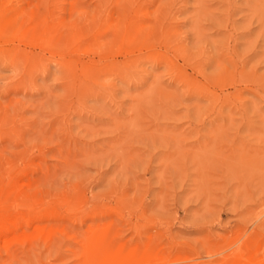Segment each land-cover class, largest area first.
<instances>
[{
    "label": "rangeland",
    "instance_id": "374dc122",
    "mask_svg": "<svg viewBox=\"0 0 264 264\" xmlns=\"http://www.w3.org/2000/svg\"><path fill=\"white\" fill-rule=\"evenodd\" d=\"M0 264H264V0H0Z\"/></svg>",
    "mask_w": 264,
    "mask_h": 264
}]
</instances>
